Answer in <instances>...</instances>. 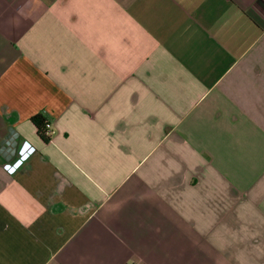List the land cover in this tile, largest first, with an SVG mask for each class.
<instances>
[{"label": "crops", "instance_id": "0c3cea01", "mask_svg": "<svg viewBox=\"0 0 264 264\" xmlns=\"http://www.w3.org/2000/svg\"><path fill=\"white\" fill-rule=\"evenodd\" d=\"M0 264H264V0H0Z\"/></svg>", "mask_w": 264, "mask_h": 264}, {"label": "trees", "instance_id": "16d2710c", "mask_svg": "<svg viewBox=\"0 0 264 264\" xmlns=\"http://www.w3.org/2000/svg\"><path fill=\"white\" fill-rule=\"evenodd\" d=\"M32 123L36 128V131L38 133V135L40 136V138L44 141V142H48L49 141V137L45 135V128H44V120L41 116H35L32 118Z\"/></svg>", "mask_w": 264, "mask_h": 264}, {"label": "built area", "instance_id": "2783aa9c", "mask_svg": "<svg viewBox=\"0 0 264 264\" xmlns=\"http://www.w3.org/2000/svg\"><path fill=\"white\" fill-rule=\"evenodd\" d=\"M44 120V128H45V135L50 136L51 132V120L48 114L45 112H42L40 115Z\"/></svg>", "mask_w": 264, "mask_h": 264}]
</instances>
